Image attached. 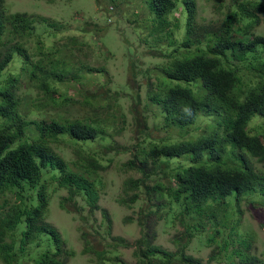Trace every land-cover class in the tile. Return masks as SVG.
Returning a JSON list of instances; mask_svg holds the SVG:
<instances>
[{"label":"trees","instance_id":"obj_1","mask_svg":"<svg viewBox=\"0 0 264 264\" xmlns=\"http://www.w3.org/2000/svg\"><path fill=\"white\" fill-rule=\"evenodd\" d=\"M206 1L210 19L197 0H95L98 16L110 23L138 22L143 34L135 36L162 60L141 71L132 63L138 92L123 106L107 68L76 54L78 38L58 40L63 24L9 13L0 0V263L67 264L74 254L47 221L49 205L65 192L59 208L85 226V211L98 209L102 171L119 160L123 171L137 173L123 182L118 203L138 208L140 237H113L119 246L98 251L81 226L84 253L102 264H127L116 256L121 245L133 248L137 264H203L187 254L195 239L227 251L214 252L208 264H264L251 241L230 249L236 241H228L233 230L225 213L233 202L264 196V0ZM90 20L88 31L101 42L103 29L92 31ZM75 107L80 117L62 113ZM130 113L136 137L125 148L114 135L127 128ZM120 152L132 158L122 163ZM102 217L111 235L108 212ZM153 217L181 227L174 250L157 243Z\"/></svg>","mask_w":264,"mask_h":264},{"label":"rangeland","instance_id":"obj_2","mask_svg":"<svg viewBox=\"0 0 264 264\" xmlns=\"http://www.w3.org/2000/svg\"><path fill=\"white\" fill-rule=\"evenodd\" d=\"M197 1L200 9L205 11L204 16L210 19L213 16L211 12L212 3H208L206 0ZM5 4L9 13L26 12L29 14L40 15L59 24H63V31L58 37V40L61 36H63L65 40L68 37L76 36L78 38V46L75 47L76 54L81 58H84L83 54H88V61H90L91 65H95L97 67L104 65L107 68L109 71V77L112 79V94H114V92H118V97L126 98L127 94L132 96L138 92L131 76L133 62L136 64L135 68L140 71L154 68L155 66L162 64V60H160L158 56L152 57L150 55L148 45H146L143 40L139 41L137 36H135L136 33H134V30L138 31V34H143L138 22L134 20L136 24L133 21L129 23L126 19L122 20L121 18L115 17V19L112 20V23H110L106 16L102 14L98 16L99 13L97 12L95 0H5ZM91 18L94 20L96 19L94 25H92V31L96 26L103 29V32L99 33L101 42L97 40V33L94 31L93 33L88 31L89 29L87 28V25H89V22L92 23V20H90ZM131 19L133 20L134 18ZM138 20H140V18H138ZM148 25L149 24H146L145 26ZM117 29L125 31V33H120ZM125 37L128 38L131 47L127 48L125 46ZM93 40L97 41V43L92 44ZM86 43L89 45L86 46ZM77 48L81 50V52H78ZM128 55L131 57V60L128 59ZM155 80L156 75L153 74L152 79H150L149 82L151 83ZM137 81L143 85V105H146V76L140 74ZM126 100L127 98L122 99L121 105L125 106ZM139 110H141V108H139ZM46 113L54 114L55 112L52 111ZM62 113H64L67 117L72 115L80 117L82 114V112H80V110L78 111L76 107L73 109L70 108L69 110L62 109ZM133 115V113L128 114V122L126 124L127 128L123 129V132L119 136L114 135L116 143L120 146H125V148H130L134 144V139L136 137L135 133H133L135 129ZM136 115L140 114L137 113ZM32 118L34 120L40 119L38 116H33ZM138 119L142 121V117ZM115 156L117 159L121 158L122 163H127L132 158L129 152L124 155L120 152L119 155ZM107 168V170L102 171L104 180L103 185H105L101 188V197L98 202V209L92 214L85 211L84 215L87 218L85 226H83L79 219L76 220L77 217L72 214L65 213L61 208H59L58 201L61 196L67 195L65 192H60L58 195L59 199L56 198L55 201L52 200L49 205L47 221L59 230L66 242V246L74 254L70 257L67 264H102L95 254L84 253L85 246L80 238V233L77 230L81 226H83L85 232L89 234L92 245L98 251L104 249L113 250L114 247L119 246L113 237L123 238L129 243H134L140 237V227L134 221L138 217V215L135 214L138 212V208L128 209L118 203V200L123 194V182L129 177H137V173L133 171H123L119 160L115 161L113 165ZM104 210L108 212L110 216L111 235L107 234L109 225L103 221L102 211ZM228 210L229 212L226 209L225 213L227 212L231 217V226L229 227V231L233 230L232 236L228 239V241H236L235 245H233V242H230V249L233 247L236 248L237 244L244 241H251L253 244L252 253L264 259V196L255 194L254 197L247 199L243 204L233 202ZM243 210L245 211L244 214ZM255 215L256 217L254 218ZM129 218H131V222L130 220H127ZM150 224L152 225L150 230L155 231L157 234V243L169 250H174L175 247L172 243V239L177 234L178 228L181 230V227H169L163 221L156 223V218L154 217L151 219ZM95 230L100 233L98 234ZM200 241L201 240L197 241L194 239L187 250V254H190L195 258H199L203 264H208L210 262V257L214 254V252H219L221 257H223L227 252H222L221 250L218 251L217 245L211 244L209 246ZM116 251V256L120 260L125 261L127 264H137V261L133 256V248H124L120 245ZM227 255L228 253L226 256ZM234 262L235 264H239L238 259H234ZM104 264L113 263L106 262ZM211 264L227 263L224 260H216L212 261Z\"/></svg>","mask_w":264,"mask_h":264},{"label":"clouds","instance_id":"obj_3","mask_svg":"<svg viewBox=\"0 0 264 264\" xmlns=\"http://www.w3.org/2000/svg\"><path fill=\"white\" fill-rule=\"evenodd\" d=\"M29 14V13H28Z\"/></svg>","mask_w":264,"mask_h":264}]
</instances>
